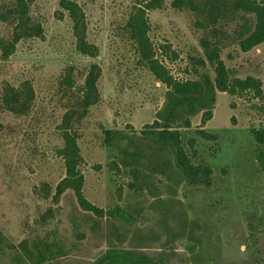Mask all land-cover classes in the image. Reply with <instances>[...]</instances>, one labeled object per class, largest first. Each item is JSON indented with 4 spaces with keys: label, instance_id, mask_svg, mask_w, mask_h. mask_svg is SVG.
I'll use <instances>...</instances> for the list:
<instances>
[{
    "label": "rangeland",
    "instance_id": "rangeland-1",
    "mask_svg": "<svg viewBox=\"0 0 264 264\" xmlns=\"http://www.w3.org/2000/svg\"><path fill=\"white\" fill-rule=\"evenodd\" d=\"M63 1L37 0L33 14L43 25V36L0 61V86L3 80L19 84L34 79L46 108L37 115L38 125L14 116L1 118L10 126L0 136V232L7 240L0 264H18L15 251L34 237L39 214L49 208L39 194L42 182L55 191L65 176L63 162L52 149L57 144L59 119L53 110L61 78L73 67L81 85L92 64L102 70V102L91 109L81 129L84 193L101 209L120 208L124 218L99 220L80 208L72 191L57 204L50 201L56 220L49 228H58L68 255L48 264H94L113 250L166 264H264V170L258 159L264 145L256 139L264 132V45L224 55L237 77L262 83V96L237 98L218 92L212 120L204 125L200 114L190 129L181 130L185 140L195 139L213 172L210 187L190 186L172 164L162 170L163 161L172 156H157L143 134L164 103L166 87L140 70L133 48L121 38L134 0H70L86 14L88 40L98 48L95 58L77 52ZM172 2L149 12L150 36L171 74L185 78L195 66L202 67L189 60L200 47L186 15L175 11ZM103 128L126 138L105 146ZM199 130L217 134L218 141L202 139ZM125 148L141 153L137 173L121 166Z\"/></svg>",
    "mask_w": 264,
    "mask_h": 264
},
{
    "label": "trees",
    "instance_id": "trees-1",
    "mask_svg": "<svg viewBox=\"0 0 264 264\" xmlns=\"http://www.w3.org/2000/svg\"><path fill=\"white\" fill-rule=\"evenodd\" d=\"M37 0H0V61L10 59L24 43L43 36L42 23L33 14ZM166 0H134L131 11L121 26V38L133 48L140 70L149 71L166 87L164 103L156 113V119L143 134L155 146L156 155L168 157L162 163L172 164L188 185L210 187L212 168L202 156L195 139L185 140L181 130L190 129L193 119L202 115V124L213 118L218 92L232 97L244 95L261 97L262 83L249 77H237L227 66L224 55L237 51L247 53L264 45V0H173L172 8L187 17L189 28L199 43L200 51L190 55L189 60L198 66L185 78L174 77L158 57L159 48L150 36L149 12L161 10ZM62 9L72 22L75 47L80 55L88 58L98 56V48L88 40V23L83 8L75 1L65 0ZM171 50L170 47L161 46ZM75 68L71 67L57 87L54 115L59 119L55 135L57 144L53 151L64 165L65 176L55 191L49 182H42L39 194L49 201L47 211L39 214L34 237L23 240L15 251L18 264H48L64 258L68 252L61 246L57 227L49 228L56 218L53 206L65 193L72 191L80 208L92 213L99 220L112 218L122 220L123 210L101 209L85 196V175L82 172L84 157L80 146L81 129L91 114V109L102 102L99 81L102 70L92 64L86 71L83 84L74 79ZM45 102L44 100H40ZM39 102L34 79H24L19 84L3 80L0 86V136L7 126L1 118L14 116L25 121L40 120L37 115L46 111ZM46 107L49 105L45 103ZM41 106L38 110V107ZM105 146L123 142L121 132L105 131ZM197 135L209 142H217V134L199 130ZM260 146L264 145V132L256 134ZM120 160L124 169L137 173L141 153L125 148ZM258 159L264 170V149L260 148ZM161 166V165H160ZM118 169V168H117ZM5 237L0 232V251L5 247ZM94 264H166L128 251H109Z\"/></svg>",
    "mask_w": 264,
    "mask_h": 264
}]
</instances>
